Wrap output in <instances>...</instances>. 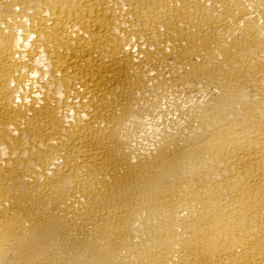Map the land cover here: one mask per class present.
Instances as JSON below:
<instances>
[{"label": "bare ground", "instance_id": "6f19581e", "mask_svg": "<svg viewBox=\"0 0 264 264\" xmlns=\"http://www.w3.org/2000/svg\"><path fill=\"white\" fill-rule=\"evenodd\" d=\"M0 264H264V0H0Z\"/></svg>", "mask_w": 264, "mask_h": 264}, {"label": "rangeland", "instance_id": "374dc122", "mask_svg": "<svg viewBox=\"0 0 264 264\" xmlns=\"http://www.w3.org/2000/svg\"><path fill=\"white\" fill-rule=\"evenodd\" d=\"M58 227H60V226H58Z\"/></svg>", "mask_w": 264, "mask_h": 264}]
</instances>
